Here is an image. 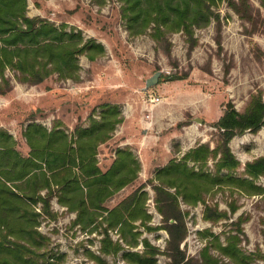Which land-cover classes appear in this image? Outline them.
Segmentation results:
<instances>
[{"label":"rangeland","instance_id":"obj_1","mask_svg":"<svg viewBox=\"0 0 264 264\" xmlns=\"http://www.w3.org/2000/svg\"><path fill=\"white\" fill-rule=\"evenodd\" d=\"M28 1L32 18L50 21L58 28L66 26L68 31L74 28L82 33L83 42L94 40L104 46L105 52H96L94 59L87 54L78 56L80 69L75 78L54 73L39 84H29L21 82L14 72L7 73L12 85L8 93L0 94V130L12 135L17 150L24 157L31 155L25 132L37 123L49 128L58 123L62 128L57 130H68L75 145L78 128L90 123L88 117L84 118L87 109L92 114L102 112L105 104H114L120 108L122 121L110 133V139L97 148L102 166L107 168L106 159L112 155L117 158L120 150L136 151L138 142L145 140L143 124L148 127L150 122L151 153L166 157L164 162L149 166L147 177L139 176L142 165L138 161L139 168L131 163L134 173L138 169L134 180L104 205L111 211L121 203L128 206L135 196L140 201L138 217L132 220L125 213V236L121 237V225L112 221L108 212L97 210L94 223L86 217L83 224H78L77 213L54 197L52 211L57 218L42 215L37 219L38 231L48 240L28 244L46 254L43 264H137L134 258L126 257L132 252L146 255L144 259L153 264H173L166 227L176 221H167L160 211L163 203L159 201L165 198V192L178 199L186 227L180 249L187 260L200 261L209 246L210 253L223 264H264V176L253 182L261 193L252 195L221 183L228 176L227 171L217 173L221 155L206 163H195L191 158L197 149L221 148L224 137L215 124L230 104L244 114L254 101L264 102L262 1H220L212 8L217 17L206 27L196 28L193 38L173 32L165 41L154 40L150 32L130 35L118 0H105L103 5L92 0H55V4H49L50 0ZM157 72L162 73L158 84L145 91L147 79ZM150 95L159 98L151 112L144 105ZM85 96L97 101L86 107ZM167 108H174V118L161 117L156 126L157 114L166 113ZM125 117L130 124L123 125ZM131 136L134 144L126 145ZM229 147L240 163L234 177L248 179L246 165L264 156V127L256 133L246 131L234 136ZM132 153L136 159L137 154ZM173 165L177 166L170 172ZM183 166L205 175L198 193L186 196L179 192L180 186L183 192L189 184L187 178L180 177ZM74 172L79 173L77 169ZM41 194L45 196L47 191ZM37 202L34 207L41 212L42 203ZM207 208L212 210L211 215L217 211L226 213V217L215 223L205 220ZM164 210L169 214L170 210ZM108 235L113 245L106 241ZM233 236L239 239L238 258L218 248ZM116 242L123 250L107 254L104 249L111 252Z\"/></svg>","mask_w":264,"mask_h":264},{"label":"trees","instance_id":"obj_2","mask_svg":"<svg viewBox=\"0 0 264 264\" xmlns=\"http://www.w3.org/2000/svg\"><path fill=\"white\" fill-rule=\"evenodd\" d=\"M118 1L130 35L150 32L154 40L165 41L167 35L173 32H183L193 38L196 28L206 27L217 17L213 6L225 0ZM261 1L264 7V0ZM104 2L92 0L97 5H103ZM27 13L28 0H0V94L8 93L11 89L8 72H14L21 82L29 84H39L54 73L64 78H75L80 69L78 56L87 54L90 59H94L96 52H105L104 46L94 40L83 42L80 31L74 28L68 31L66 26L58 28L50 21L29 17ZM101 109L102 112H92L87 127L78 128L75 145L71 142V134L64 130L53 129L48 132L38 124L30 125L25 132L31 147L29 157H24L17 150L12 135L0 130V264L46 262V254L38 253L28 244H42L48 240L38 231L37 219L42 215L57 218V214L52 211L54 197L69 211L77 213L78 224H83L86 217L89 223H94L97 210L108 212L107 216L121 225V237L125 236V213L132 220L138 217L141 205L136 196L128 206L125 202L111 211L104 208L105 201L134 180L132 178L138 169L134 173L131 163L138 168L139 165L130 150H120L107 173H102L96 166L98 146L110 139V133L122 121L118 105L105 104ZM215 127L224 137L223 145L214 151L197 149L191 155L193 162L206 163L210 158L217 159L221 155L217 162V173L228 172L221 183L240 191L246 190L252 195L260 194L253 182L264 176V156L248 163L245 172L248 179L239 180L233 173L240 168V163L229 143L236 135L246 131L256 133L264 127L262 99L254 101L244 114H240L230 104ZM174 166L177 165L170 166L169 170ZM74 169L79 173L74 172ZM180 175L181 179L184 176L189 180L185 191L182 192L179 187L181 194L188 196V193L193 195L199 192L205 175L186 169L185 166L181 168ZM214 181L215 184L219 183ZM42 191H47V194L43 196ZM165 193V198L159 201L163 203L160 211L167 221H176L166 227L171 237L168 250L173 264H223L210 253L209 246L204 248L200 261L194 263L186 259L180 249V243L186 237V227L178 199L170 192ZM37 201L42 203L41 212L34 207ZM164 209L170 210L169 214ZM211 212V209H206L205 220L215 223L226 217L224 212L216 211L213 215ZM106 241L113 245L109 235ZM228 241L227 245L220 244L218 248L238 258V237H229ZM144 244L148 246L149 242L145 240ZM122 250L118 242L114 243L111 252L104 249L107 254H118ZM126 257L134 258L137 264H153L144 259L146 255L139 252L128 253Z\"/></svg>","mask_w":264,"mask_h":264},{"label":"crops","instance_id":"obj_3","mask_svg":"<svg viewBox=\"0 0 264 264\" xmlns=\"http://www.w3.org/2000/svg\"><path fill=\"white\" fill-rule=\"evenodd\" d=\"M48 3L49 4H55L56 3V1L55 0H50V1H48ZM28 10H29V1H28ZM28 14V13H27ZM28 16L29 17H31L29 14H28ZM95 82H97L96 80H95ZM96 85V84H95ZM83 99H85V101H86V107H89L90 105H93V103L95 102V101H97V99H95V98H89V97H87V96H85ZM2 100H1V98H0V102H1ZM91 114H90V112L88 111V109H87V111H86V114H85V117L84 118H89V116H90ZM157 115H159V116H157L156 117V126H159V124L160 123H158V122H160V120L162 119L161 117H167V118H169L170 120L172 119V118H174V116H175V110H174V108H167V111H166V113H161L160 111H159V114H157ZM86 119H84V121H85ZM125 121L123 122V125H126L127 123L128 124H130L129 122H130V120L128 119V117L126 118L125 117V119H124ZM173 121V120H172ZM38 124V123H37ZM58 124V123H57ZM57 124H55L54 126H52L51 128H49V127H47V126H45V125H43V124H38V125H40V126H42V127H44L45 129H47V131L48 132H50V131H52L53 129H60V128H62L61 127V125H57ZM85 124H87V123H85ZM89 125V124H88ZM88 125H86L85 127H87ZM167 125H169V124H167ZM72 126L71 125H69L68 124V128L70 129ZM143 133L145 134V140H142L141 142L139 141L138 142V144H137V147H136V151L134 150V151H132V152H134V153H136L137 154V156H136V160L142 165V170L139 172V176L140 177H147V174H148V168H149V166L151 165V164H158V163H161V162H164L163 161V159H165L166 157H165V154H161V153H151V148H152V146H151V144H152V136L151 137H149L150 135V128H148L147 126H146V124H143ZM67 132H69L68 130H66ZM133 136H135V135H133ZM133 136H131V137H128L127 139H126V145H132V144H134V137ZM172 136H174V135H172ZM154 138H157V136H154ZM159 138V137H158ZM104 144V143H103ZM102 144V145H103ZM100 148V147H99ZM99 154L100 153H98L97 154V156H96V159L97 160H99V162L97 161V164H96V166L98 167V168H100V170H101V172L102 173H107V171L109 170V168H111L112 167V165L114 164V162H115V160H116V157H115V155H112V158H110V159H106V163H107V168L106 167H103L102 166V160L103 159H100V156H99ZM128 188V186H126V187H123L120 191H119V193H121V192H123L124 190H126ZM118 193H115V195H113L112 197H110V198H114L116 195H117ZM107 202H108V200L107 201H105V203H104V205H106L107 204Z\"/></svg>","mask_w":264,"mask_h":264},{"label":"built area","instance_id":"obj_4","mask_svg":"<svg viewBox=\"0 0 264 264\" xmlns=\"http://www.w3.org/2000/svg\"><path fill=\"white\" fill-rule=\"evenodd\" d=\"M158 102H159V98H153V96L150 95L148 99H145V102H144L145 109L151 112L153 110V107H155L158 104ZM152 125H153L152 122L148 123V127Z\"/></svg>","mask_w":264,"mask_h":264},{"label":"water","instance_id":"obj_5","mask_svg":"<svg viewBox=\"0 0 264 264\" xmlns=\"http://www.w3.org/2000/svg\"><path fill=\"white\" fill-rule=\"evenodd\" d=\"M161 75H162L161 72H157L152 77L147 79L146 86H145L144 90L146 91V90H149L150 88L156 86L160 80Z\"/></svg>","mask_w":264,"mask_h":264}]
</instances>
